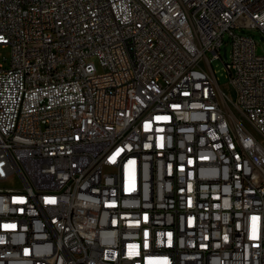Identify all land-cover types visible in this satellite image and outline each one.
<instances>
[{"label":"built area","instance_id":"1","mask_svg":"<svg viewBox=\"0 0 264 264\" xmlns=\"http://www.w3.org/2000/svg\"><path fill=\"white\" fill-rule=\"evenodd\" d=\"M256 28L264 0H0V264H264Z\"/></svg>","mask_w":264,"mask_h":264},{"label":"rangeland","instance_id":"2","mask_svg":"<svg viewBox=\"0 0 264 264\" xmlns=\"http://www.w3.org/2000/svg\"><path fill=\"white\" fill-rule=\"evenodd\" d=\"M249 32L252 35H254L256 41L258 42V45L262 48V52L264 53V37H263L262 33L260 32V30L256 28V29L249 30ZM228 51H229V46H228ZM10 54H11V49L9 46L0 47V60H3L4 57L9 58ZM221 86L226 91V93H228V95H230L232 97L235 96L233 87L229 83H227V81H223L221 83ZM14 185L18 186L17 183Z\"/></svg>","mask_w":264,"mask_h":264},{"label":"water","instance_id":"3","mask_svg":"<svg viewBox=\"0 0 264 264\" xmlns=\"http://www.w3.org/2000/svg\"><path fill=\"white\" fill-rule=\"evenodd\" d=\"M223 56H224V58H226V56H227V50H226V48L223 49Z\"/></svg>","mask_w":264,"mask_h":264}]
</instances>
